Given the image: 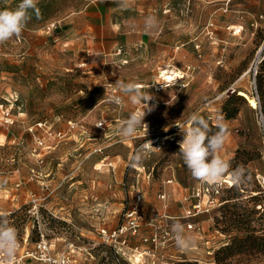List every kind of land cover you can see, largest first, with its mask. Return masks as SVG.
Returning <instances> with one entry per match:
<instances>
[{"label": "rangeland", "instance_id": "obj_1", "mask_svg": "<svg viewBox=\"0 0 264 264\" xmlns=\"http://www.w3.org/2000/svg\"><path fill=\"white\" fill-rule=\"evenodd\" d=\"M19 3L0 0V9ZM126 3L40 0L41 18L33 14L21 36L0 44V217L29 249L44 239L73 264H133L131 252L117 253L96 227L119 226L138 204L141 236L158 238L130 237V247L149 250L136 256L140 264H264V123L259 107L237 97L243 91L258 101L254 68L264 57V0ZM150 16L159 21L151 31ZM165 68L183 78L167 86ZM118 82L137 83L153 97L146 135L142 127L131 137L120 134L123 121L146 105L131 103ZM7 113L13 123H6ZM194 113L210 134L226 129L217 153L230 164L224 177L243 166L247 182L225 188L213 211L189 219L192 194L205 182L177 153L179 127L191 126ZM41 122L64 137L47 138L49 149L35 154V137L47 134L29 129ZM174 134L160 148L144 147ZM141 148L143 164L130 167ZM106 157L113 168L104 167ZM174 221L195 237L194 247L177 248L168 235ZM246 237L243 248L223 251Z\"/></svg>", "mask_w": 264, "mask_h": 264}, {"label": "clouds", "instance_id": "obj_2", "mask_svg": "<svg viewBox=\"0 0 264 264\" xmlns=\"http://www.w3.org/2000/svg\"><path fill=\"white\" fill-rule=\"evenodd\" d=\"M113 3L126 7V0H112ZM40 0H20L15 9H0V44H4L14 37H19L27 27L34 14L37 19L41 18V11L38 7ZM146 30H153L159 27V21L154 16L146 19ZM122 94L127 96L131 103L146 105L142 114H130L120 126V134L124 137H131L138 128H143L145 135L148 132V125L144 123L146 111L154 110V105L149 106L148 101L153 97L147 90L134 82H118ZM191 126L179 127L183 135L179 143V154L193 178L212 184H219L222 178L229 173L230 164L220 158L217 154L223 146L226 138V129L220 127L218 131L210 134L208 122L197 114L190 116ZM99 126V125H98ZM152 144L151 141H147ZM145 159L143 148L138 149L130 158V167L135 168L143 164ZM231 178L234 184L239 187L247 182L245 169L238 166L231 170ZM171 232L177 248L188 250L197 243L192 235L184 231V226L178 221L171 225ZM18 248V240L15 229L10 226L7 217H0V253L9 260L14 257Z\"/></svg>", "mask_w": 264, "mask_h": 264}, {"label": "built area", "instance_id": "obj_3", "mask_svg": "<svg viewBox=\"0 0 264 264\" xmlns=\"http://www.w3.org/2000/svg\"><path fill=\"white\" fill-rule=\"evenodd\" d=\"M262 59V56L260 55L259 59L256 62L255 68H254V74L257 73V68ZM6 123H13L11 115L9 113L6 114ZM261 120L264 123L263 116L261 115ZM49 127H47L46 123H39L36 126H33L29 129V131L34 134L35 131L38 129L43 130L45 134H47L46 138L42 137H35V148L34 153H38L40 150L49 149V145L47 143V138H52L54 141L58 139H62L64 137L62 132H56L52 131ZM175 139V138H174ZM151 142H147L144 146L145 148L149 149L153 146H156L157 148H160L163 146L166 142L164 138L157 137L151 139ZM104 167L113 168V162L108 160V157L104 159ZM150 176L148 179H150ZM235 184L232 181L231 175H228L224 178H222L221 182L219 184H212L205 182V184L197 189L194 190V193L192 194V197L194 198V203L186 210V218H194L198 215L209 213L210 211H213L212 209L217 205L219 196L222 194L221 192L225 188H231ZM32 195V201L36 204V202L39 200L34 194ZM138 203L142 201L143 194L138 192L136 194ZM162 199H166V195L161 196ZM141 208L138 207V204L130 209H128L124 214V220L123 222L115 227V228H109L104 224H99V226L96 227V232L103 243L106 245H109L112 247L117 253H123L126 254L128 251L131 252L132 258L137 260L138 256L139 258H144V255L149 252L146 250H140L139 246L130 247V237H138L141 236V229H142V221H143V215L141 213ZM159 215H154L151 217V221H157ZM189 229H193L191 225H189ZM169 237L173 239V235L168 234ZM142 242L143 243H150V242H157L158 238L155 234L151 238L143 237ZM27 240L22 242L18 241V248L16 250V253L13 258L10 260L6 258L2 253H0V264H23L26 260H32L36 262L37 264H73V260L69 258L67 255H55L53 254V249L51 247V244L47 240H41V242H38L35 248L29 249L26 245ZM140 260V262L142 261Z\"/></svg>", "mask_w": 264, "mask_h": 264}, {"label": "trees", "instance_id": "obj_4", "mask_svg": "<svg viewBox=\"0 0 264 264\" xmlns=\"http://www.w3.org/2000/svg\"><path fill=\"white\" fill-rule=\"evenodd\" d=\"M255 87H256L255 90L257 94L258 104L260 105L259 106L260 113L263 116V120H264V57H262L258 65V68H257V73L255 75ZM237 97L238 99H241V100L244 99L243 96H237ZM228 117H232V114H228ZM234 187H236V185L228 189H233ZM248 239L249 237H246L245 239L236 238L234 240V243L231 244V246L227 245L223 249V251H226V252L230 251L232 248H235L234 246H236V244L238 248H243L242 247L243 245H240V244L247 242Z\"/></svg>", "mask_w": 264, "mask_h": 264}, {"label": "bare ground", "instance_id": "obj_5", "mask_svg": "<svg viewBox=\"0 0 264 264\" xmlns=\"http://www.w3.org/2000/svg\"><path fill=\"white\" fill-rule=\"evenodd\" d=\"M181 73L178 71L171 70L169 68H165L160 72V75H161L162 81H164L165 84H168L167 86H171L172 83L176 82L178 79L183 78V75ZM239 94L244 96L245 98H247V100L250 104V107L252 109L258 108L259 105H257V101L254 98L249 97L247 95V93H245L243 91H240ZM174 136H175V134L170 135V136H166L164 138V140L173 139ZM132 260H133V264H140L141 263V262H139L140 259H138V258H137V260L132 258Z\"/></svg>", "mask_w": 264, "mask_h": 264}, {"label": "water", "instance_id": "obj_6", "mask_svg": "<svg viewBox=\"0 0 264 264\" xmlns=\"http://www.w3.org/2000/svg\"><path fill=\"white\" fill-rule=\"evenodd\" d=\"M257 105H259V104H258V101H257ZM259 106H260V105H259ZM259 106H258V107H259Z\"/></svg>", "mask_w": 264, "mask_h": 264}, {"label": "crops", "instance_id": "obj_7", "mask_svg": "<svg viewBox=\"0 0 264 264\" xmlns=\"http://www.w3.org/2000/svg\"><path fill=\"white\" fill-rule=\"evenodd\" d=\"M115 196V195H114Z\"/></svg>", "mask_w": 264, "mask_h": 264}]
</instances>
